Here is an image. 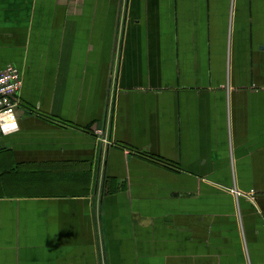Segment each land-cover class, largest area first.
<instances>
[{
  "label": "crops",
  "instance_id": "1",
  "mask_svg": "<svg viewBox=\"0 0 264 264\" xmlns=\"http://www.w3.org/2000/svg\"><path fill=\"white\" fill-rule=\"evenodd\" d=\"M9 65L0 264H264V0H0Z\"/></svg>",
  "mask_w": 264,
  "mask_h": 264
},
{
  "label": "built area",
  "instance_id": "2",
  "mask_svg": "<svg viewBox=\"0 0 264 264\" xmlns=\"http://www.w3.org/2000/svg\"><path fill=\"white\" fill-rule=\"evenodd\" d=\"M22 85L21 71L15 66L9 65L0 71V140L8 136L17 125L18 115L22 108L20 99ZM95 132L99 138L104 137L102 129H96ZM101 140L104 143H108L105 137ZM1 149L2 145L0 144ZM230 191L236 197L241 195V192L236 188H232Z\"/></svg>",
  "mask_w": 264,
  "mask_h": 264
}]
</instances>
